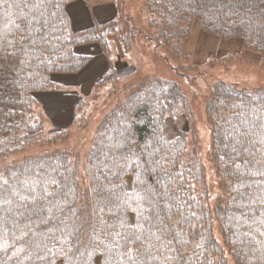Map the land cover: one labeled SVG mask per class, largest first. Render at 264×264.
<instances>
[{
    "label": "trees",
    "instance_id": "trees-1",
    "mask_svg": "<svg viewBox=\"0 0 264 264\" xmlns=\"http://www.w3.org/2000/svg\"><path fill=\"white\" fill-rule=\"evenodd\" d=\"M70 2L57 8L60 0H51L41 10L43 18L33 17L27 0H7V8L0 4V39L24 42L26 27L35 39L20 56L23 86L0 103V170L6 166L36 180L67 177L63 215L73 226L82 225L85 216L89 220L79 251L53 238L51 252L41 255L49 264H101L106 258L109 264H129L124 252L134 255L136 264H264V175L259 174L264 173V83L257 84L264 75V3L255 0L243 10L217 6L204 16L186 11L190 5L183 0H143L145 25L138 28L122 2L105 1L103 14L92 13L88 0ZM195 28L224 41L240 40L243 51L257 59L239 53L215 57L201 78L198 68L181 64L184 42ZM101 60L105 72L93 87L74 90L82 73ZM159 61L177 78L160 74ZM118 63L130 66V80L124 81ZM188 69L201 83L185 89L179 77L192 80ZM249 69L263 75H250ZM54 95L66 96L73 107L72 124H53L44 101ZM183 118L188 126L178 128ZM203 128L206 138L209 134L206 149ZM98 186L107 190L97 192ZM113 186L121 202L113 199L105 207L97 197L111 199ZM146 189L166 193L158 199L172 211L162 217L163 225L141 218L151 211L141 199ZM133 231L142 239L125 245L116 235ZM5 241L12 243L7 234ZM112 244L119 249L110 250ZM138 248L145 251L136 255ZM16 256L18 264H45L12 251L0 252V264H16Z\"/></svg>",
    "mask_w": 264,
    "mask_h": 264
},
{
    "label": "snow or ice",
    "instance_id": "snow-or-ice-1",
    "mask_svg": "<svg viewBox=\"0 0 264 264\" xmlns=\"http://www.w3.org/2000/svg\"><path fill=\"white\" fill-rule=\"evenodd\" d=\"M51 0H27V7L33 9V17L39 14L43 18L42 9H46ZM67 0H60L57 8L65 6ZM83 0H71L68 6H73L75 3H82ZM92 6V13L103 14L108 11L105 0H88ZM183 3L190 5L185 9L193 14L200 13L204 16L209 14L212 8L220 7L221 9H245L254 7L255 0H183ZM264 3V0H260ZM0 4L6 8L9 7L7 0H0ZM15 6V5H12ZM209 6V7H205ZM87 10V5H85ZM264 13V10H261ZM27 19V18H25ZM32 28L26 27L22 32L21 37L24 42L16 40L4 41L0 39V103L12 99L13 95L18 91L19 87L23 86L20 83V73L23 68L20 66L23 61L20 59L22 53L27 52V44L35 43V39H30ZM240 136H247V133H239ZM255 144V141H251ZM236 144L242 145V141L237 140ZM244 149L241 147L240 149ZM251 155V153H249ZM251 161H244L246 167H251ZM238 169L240 165L236 166ZM54 171V170H53ZM10 173V175H9ZM264 175V173H259ZM9 175L8 179L5 176ZM9 180L14 181L9 183ZM67 177L63 181L58 182L54 178L36 180L32 176L18 177L14 171H11L6 166L0 170V252H4L7 256L9 251L13 253L23 252L28 259L43 260L45 264H49V257L41 255V253H50L49 244L53 242L59 243L61 246L68 245L69 251L75 248L79 251V245L82 242V227L89 223L88 217H84L82 225L73 226L68 224L67 220L70 217L63 215V208L61 206V199L67 197L64 188L68 187L66 183ZM244 182V181H241ZM56 186L52 191L49 188ZM107 190V187H97L96 191L100 192ZM145 195L141 197L150 209V216H143L141 218L145 221L149 219L155 221L156 225H163L162 217L166 216L168 212L172 211V206L165 208L164 203L158 199L166 193L158 192L155 189H146ZM113 199L119 204L121 196L115 191V186L111 190V199L104 201L102 196H98V202L103 201L105 207L110 205ZM135 202V201H132ZM125 204L128 201H124ZM139 208H143L142 204H138ZM59 210L58 214H54L55 210ZM135 211V209L133 210ZM72 215L79 218L78 212L72 211ZM153 225H149L151 229ZM135 229V225H133ZM163 230V229H161ZM60 233V236H56ZM11 239V245L5 241V235ZM121 240L128 243L129 239L135 238L139 241L141 236L136 235L135 231L130 236H124L120 233L116 234ZM75 239H72V238ZM19 246V247H17ZM110 250L117 251L118 244L109 245ZM144 248L136 249V255L144 252ZM34 253V256L32 255ZM127 257L129 264H136V257L128 252L122 253ZM11 259V257H9ZM20 256H16V264H18ZM63 264V262H62ZM101 264H109L108 259L101 261Z\"/></svg>",
    "mask_w": 264,
    "mask_h": 264
},
{
    "label": "rangeland",
    "instance_id": "rangeland-1",
    "mask_svg": "<svg viewBox=\"0 0 264 264\" xmlns=\"http://www.w3.org/2000/svg\"><path fill=\"white\" fill-rule=\"evenodd\" d=\"M106 2H108V0H105ZM117 1V3H121L123 4L126 13L130 15L131 20H129V22H132L133 24H135L138 28H140L141 26L145 25V21L143 20V16H141L140 14V9H141V5L143 3V0H115ZM140 24V25H139ZM112 46V51H113V56L116 57L115 51H114V45ZM131 51H129L130 53ZM140 52V50H139ZM241 54L242 56L251 59V60H256L257 56L251 53H248L246 51H243L242 46H241V41L240 40H228V41H224L222 39H220L219 37L212 35L210 33H205L203 31H201L198 28L193 29L191 35H189L188 38H186L183 48H182V57H184L181 61V64L185 67H196L198 68V71L201 73V78L202 76H204L205 79V73L208 70V62L210 59H213L215 57H221V56H227V55H233V54ZM94 55V54H93ZM123 65L121 63H118V68L121 70L122 74H123V79L124 81L126 80H130L131 75L130 73L132 72L130 68V66L128 65V67L123 68ZM155 67H157V71L168 77V78H177V74L174 70H172L171 68H169L167 66V64L161 61L157 62V65H155ZM106 68V64L104 61H95L91 67H89L87 70H85L82 73L83 77V81H84V89L86 91H88L91 87H93L94 85V81L97 80L102 74H103V70ZM194 69H188L187 74L190 77H194ZM105 72V70H104ZM121 74V75H122ZM250 75H254L256 77H261L263 75V73L258 70V69H249V73ZM227 77V76H226ZM122 78V77H121ZM201 78L195 76L192 80L191 79H183L179 77V83L181 84L182 88L187 89L191 88V86L194 85V82L199 84L201 83L200 80ZM263 82L259 81L257 82L258 85H262L264 83V75H263ZM118 82V81H117ZM248 85H246L245 88H247ZM74 90H79V87H73ZM71 88V89H73ZM121 91V85L118 88ZM82 92V91H80ZM86 94V92H84ZM197 93L193 92V95H196ZM47 108H49L50 106L47 104L46 106ZM65 109V107L63 108ZM70 110L68 109V106L64 112L65 113ZM92 110V107H91ZM198 121L200 125L205 126V121L203 118V114L201 111L196 112ZM73 119H71L72 121ZM94 120L90 121L89 126H88V130L91 131L92 130V126L94 125ZM186 121L183 118V120L181 119L180 122H178L177 127H185L186 128ZM188 126V125H187ZM205 132L206 130L203 128V132L200 131L201 137L203 139V143L205 145V149L208 147L209 145V134H207V138L205 136ZM176 133V132H175ZM73 149V150H72ZM70 151L74 152L76 151V148H70ZM127 180L129 181L128 184V188H130V181H131V177L127 176L126 177Z\"/></svg>",
    "mask_w": 264,
    "mask_h": 264
},
{
    "label": "crops",
    "instance_id": "crops-1",
    "mask_svg": "<svg viewBox=\"0 0 264 264\" xmlns=\"http://www.w3.org/2000/svg\"><path fill=\"white\" fill-rule=\"evenodd\" d=\"M83 77H85V76L80 77L82 82H81L80 86H77L80 88L81 91L85 90L83 87L84 86ZM64 98H66V96H64ZM64 98L56 97V95H54L53 97H48L46 99V101H44V103H45L44 107L47 110L48 115L52 119L53 124L57 127L68 126V125L72 124L73 120L71 121V119H74L73 107L70 104H68V101ZM47 104L50 106L49 108L46 107ZM67 106H68V109H70V110H68L64 115V112H65ZM64 107H65V109H63Z\"/></svg>",
    "mask_w": 264,
    "mask_h": 264
}]
</instances>
